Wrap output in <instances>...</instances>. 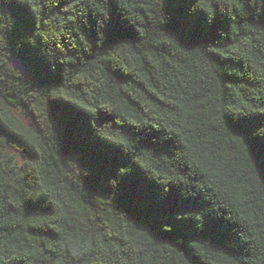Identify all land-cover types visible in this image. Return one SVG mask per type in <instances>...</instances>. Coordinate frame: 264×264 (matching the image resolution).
I'll return each instance as SVG.
<instances>
[{"label":"trees","instance_id":"obj_1","mask_svg":"<svg viewBox=\"0 0 264 264\" xmlns=\"http://www.w3.org/2000/svg\"><path fill=\"white\" fill-rule=\"evenodd\" d=\"M0 264H264V0H0Z\"/></svg>","mask_w":264,"mask_h":264},{"label":"rangeland","instance_id":"obj_2","mask_svg":"<svg viewBox=\"0 0 264 264\" xmlns=\"http://www.w3.org/2000/svg\"><path fill=\"white\" fill-rule=\"evenodd\" d=\"M8 62L10 63L11 66L16 68L17 70L23 73H27V70L21 65V63L17 59L11 58Z\"/></svg>","mask_w":264,"mask_h":264}]
</instances>
